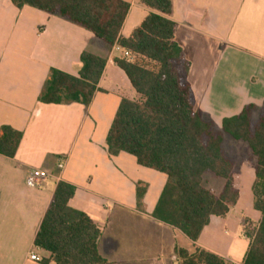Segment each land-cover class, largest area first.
<instances>
[{"label": "crops", "instance_id": "obj_1", "mask_svg": "<svg viewBox=\"0 0 264 264\" xmlns=\"http://www.w3.org/2000/svg\"><path fill=\"white\" fill-rule=\"evenodd\" d=\"M120 29L130 36L150 12L139 0ZM174 40L190 68L195 109L217 128L243 108L264 103V0H172ZM106 59L90 103L38 101L49 71L78 76L82 52ZM121 54L64 18L0 0V128L22 134L13 158L0 155V264H41L46 254L35 235L58 182L75 188L69 206L85 213L100 231L98 251L108 264H180L175 248L196 246L241 264L257 228L255 172L241 165L238 199L224 218L211 217L192 243L152 217L166 175L119 153L110 156L106 136L130 83L113 62ZM62 161V169L58 162ZM33 170L49 177L28 182ZM144 187L141 204L137 187ZM52 264V263H50Z\"/></svg>", "mask_w": 264, "mask_h": 264}, {"label": "trees", "instance_id": "obj_2", "mask_svg": "<svg viewBox=\"0 0 264 264\" xmlns=\"http://www.w3.org/2000/svg\"><path fill=\"white\" fill-rule=\"evenodd\" d=\"M66 19L130 58H113L132 91L123 96L106 136L110 156L127 153L138 165L166 175L152 217L195 243L211 217L224 218L238 199L241 165L255 172L254 209L261 213L256 229L246 231L250 245L241 264H264V103L248 105L221 127L195 109L187 76L189 62L174 40L176 24L169 19L172 0H139L150 10L129 37L120 35L129 5L123 0H10ZM77 77L51 69L38 101L43 104L87 106L97 90L106 59L82 52ZM258 114V117H255ZM225 136L246 144L244 152L229 157ZM22 134L0 128V155L13 158ZM249 156L245 158V154ZM244 154V155H243ZM210 174L219 190L204 185ZM75 188L58 182L35 235L34 246L46 254L41 264H108L98 251L100 231L83 212L69 206ZM144 187H137L141 204ZM180 264H232L206 250L175 248Z\"/></svg>", "mask_w": 264, "mask_h": 264}, {"label": "rangeland", "instance_id": "obj_3", "mask_svg": "<svg viewBox=\"0 0 264 264\" xmlns=\"http://www.w3.org/2000/svg\"><path fill=\"white\" fill-rule=\"evenodd\" d=\"M255 117H258V114H256ZM246 148V144L243 142H237L232 140L230 137L225 136V144H224V151L227 156L229 157H237L240 154L244 152V149ZM244 155V154H243ZM249 156V152L245 154V158ZM204 185L207 188L213 189L215 192H217L220 188L218 180L214 179L212 175L207 174L204 177Z\"/></svg>", "mask_w": 264, "mask_h": 264}, {"label": "built area", "instance_id": "obj_4", "mask_svg": "<svg viewBox=\"0 0 264 264\" xmlns=\"http://www.w3.org/2000/svg\"><path fill=\"white\" fill-rule=\"evenodd\" d=\"M113 50L116 52H119L121 56L125 58H130L129 52L121 49L117 45L113 46ZM62 167H63L62 161L58 162L57 168L62 169ZM48 177H49V174L44 170H33L28 175V182L31 184H39L41 181L47 179ZM30 260L35 261V262H40V258L35 254L30 255Z\"/></svg>", "mask_w": 264, "mask_h": 264}]
</instances>
